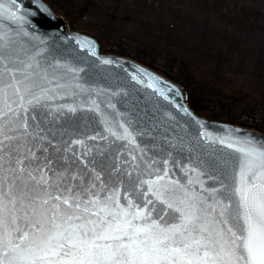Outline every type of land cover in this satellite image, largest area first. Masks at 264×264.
I'll return each instance as SVG.
<instances>
[{
  "label": "snow or ice",
  "instance_id": "obj_1",
  "mask_svg": "<svg viewBox=\"0 0 264 264\" xmlns=\"http://www.w3.org/2000/svg\"><path fill=\"white\" fill-rule=\"evenodd\" d=\"M5 16L26 20L0 3ZM65 68L0 34V264H264V137L200 124L149 156L121 122L107 131L130 148L123 160L54 143L57 121L78 111L53 103Z\"/></svg>",
  "mask_w": 264,
  "mask_h": 264
},
{
  "label": "water",
  "instance_id": "obj_2",
  "mask_svg": "<svg viewBox=\"0 0 264 264\" xmlns=\"http://www.w3.org/2000/svg\"><path fill=\"white\" fill-rule=\"evenodd\" d=\"M0 3L12 6L13 10L19 6L20 14L26 17L23 22L0 17V34H10L22 46L43 51L48 60L55 59L67 66L60 70L64 75V80L60 81L65 84L64 98L58 97L53 103L75 104L78 111L65 113L57 121L56 128H53L57 134L54 143L82 139L93 148V154L102 151L115 158L117 152H123L124 156L120 157L123 160L130 148L122 147L126 142L116 140L107 131L109 126L118 131L121 122L135 133H144L143 136L137 135V141L141 148L151 150L149 156L167 147L166 135L169 138L185 133L194 136L200 124L217 135H224L228 129H239L241 133L264 137L262 132L197 114L177 83L131 58L102 53L96 38L69 28L63 17L45 0H16V6L11 0H0ZM76 41H88L92 47L82 49ZM105 60L111 63L106 64ZM68 68L82 71L72 73ZM144 73L157 78L158 83L150 82ZM148 83H153L154 87H148ZM155 89L162 90L163 95ZM97 135L108 138L87 139ZM229 151L223 149L224 153ZM177 175L181 174L177 172Z\"/></svg>",
  "mask_w": 264,
  "mask_h": 264
},
{
  "label": "trees",
  "instance_id": "obj_3",
  "mask_svg": "<svg viewBox=\"0 0 264 264\" xmlns=\"http://www.w3.org/2000/svg\"><path fill=\"white\" fill-rule=\"evenodd\" d=\"M46 1L62 15L66 13L58 5L60 0ZM110 1L109 6L98 5L97 0L66 3L76 7L77 13L100 18L120 38L124 35L125 40L153 52L155 60L139 49L136 56L150 66L155 61L165 75L183 86L198 114L237 123L225 109L240 110L242 116L261 122L251 128L264 133L263 10L219 0H192L189 4L179 0ZM204 103H212L224 113L216 114Z\"/></svg>",
  "mask_w": 264,
  "mask_h": 264
},
{
  "label": "rangeland",
  "instance_id": "obj_4",
  "mask_svg": "<svg viewBox=\"0 0 264 264\" xmlns=\"http://www.w3.org/2000/svg\"><path fill=\"white\" fill-rule=\"evenodd\" d=\"M97 1H98L97 4L100 6H105V4H106V6H109L112 3L110 0H97ZM179 1L183 4H189L192 0H179ZM219 1L237 2L240 7L241 6L257 7L258 9H261L264 12V0H219ZM58 5L63 11L66 12L64 15L68 16L69 18L68 19L65 18V16L62 15L63 13L61 14V10L59 8H56V9L53 8V10L55 12H57L58 14H61L63 16V19L65 20V23L67 24V26L71 29H75L77 31H80V32L94 36L98 40V42L100 44L101 51L103 53H111V54H116V55L131 58V59L136 60L142 64H145V65L153 68L154 70L158 71L159 73L165 75L163 73L164 70L161 68V66L157 65V63H155V61L151 62L152 66H150V63L148 64L145 61L139 60V58L137 59L136 55H137V50L139 49L140 51L141 50L143 51V53H142L143 56L148 57L149 60H155L154 59L155 56H153L154 53L151 52L150 50L145 49V48H140L139 47L140 44H138L137 42H132V41L129 42L128 40H125L126 37H123L124 35H122V38H120L119 37L120 34L118 32H115L108 25H106L100 18H98L96 16L94 17L92 14L89 15V14H82V13L80 14L79 12L77 13V8L73 7L71 4H67L66 0H60V2H58ZM118 49H120L119 50L120 53L117 52ZM165 76L169 79H172L167 75H165ZM226 78L229 81H231L233 79L230 77H226ZM181 87L183 88L185 95H186V98H187V93H186L184 87L183 86H181ZM193 89L198 94V95L196 94L198 99L200 97V100H201L202 95L200 94V92L198 90L199 88L197 87V85H194ZM187 101H188V98H187ZM203 106L207 109L214 110V113H216V114H223L224 113V111L216 108L212 103H204ZM225 111H226V113H229V115H231L233 120H237V123H236L237 125L246 126V127L251 128V126H253L254 124L261 123V122H258V120H256V119H252L250 117L242 116L241 113L243 111L232 110V112H231L230 110H226V109H225ZM202 116H203V114H202ZM204 117L209 118V116L206 114H204Z\"/></svg>",
  "mask_w": 264,
  "mask_h": 264
}]
</instances>
